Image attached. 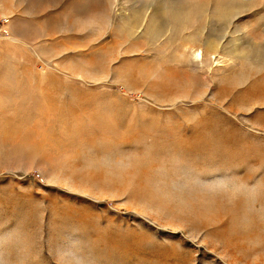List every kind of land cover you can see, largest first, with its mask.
Returning a JSON list of instances; mask_svg holds the SVG:
<instances>
[{
    "label": "rangeland",
    "instance_id": "374dc122",
    "mask_svg": "<svg viewBox=\"0 0 264 264\" xmlns=\"http://www.w3.org/2000/svg\"><path fill=\"white\" fill-rule=\"evenodd\" d=\"M0 264H264V0H0Z\"/></svg>",
    "mask_w": 264,
    "mask_h": 264
},
{
    "label": "bare ground",
    "instance_id": "6f19581e",
    "mask_svg": "<svg viewBox=\"0 0 264 264\" xmlns=\"http://www.w3.org/2000/svg\"><path fill=\"white\" fill-rule=\"evenodd\" d=\"M196 52V51H195ZM203 52L200 50H198V52L196 53V55H197V57L199 58V59H201V58H203L204 56H203Z\"/></svg>",
    "mask_w": 264,
    "mask_h": 264
}]
</instances>
